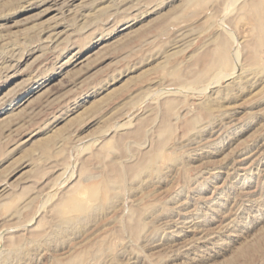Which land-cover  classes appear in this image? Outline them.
Instances as JSON below:
<instances>
[{
	"label": "rangeland",
	"instance_id": "obj_1",
	"mask_svg": "<svg viewBox=\"0 0 264 264\" xmlns=\"http://www.w3.org/2000/svg\"><path fill=\"white\" fill-rule=\"evenodd\" d=\"M255 2L0 0V264H264Z\"/></svg>",
	"mask_w": 264,
	"mask_h": 264
},
{
	"label": "bare ground",
	"instance_id": "obj_2",
	"mask_svg": "<svg viewBox=\"0 0 264 264\" xmlns=\"http://www.w3.org/2000/svg\"><path fill=\"white\" fill-rule=\"evenodd\" d=\"M251 1V0H250ZM256 2L255 3H253V4H251V6H250V9L252 10V12H253V14L254 13H256L257 15L258 14H261V12H260V10H259V7L261 6V4H263V2H264V0H255ZM254 2V1H253ZM252 3V2H251ZM247 5V4H246ZM227 6V5H226ZM249 7V6H248ZM251 13V12H250ZM263 14V13H262ZM251 15H252V13H251ZM255 16V15H254ZM254 16H253V18H254ZM260 17V16H259ZM252 18V19H253ZM260 19V18H259ZM255 20V19H254ZM259 23V22H258ZM262 24V23H261ZM261 24L259 25H256V31H257V34H258V40L259 41H261L263 38H264V36H262V34H263V32H260V30H261ZM263 27V26H262ZM256 33V32H255ZM256 39V38H255ZM259 41H257V42H259ZM223 50H224V48H223ZM223 52V51H222ZM220 54V53H219ZM222 55V54H221ZM222 57H225L224 55L222 56ZM221 60V59H220ZM225 61H226V57H225V59H224ZM223 62V61H222ZM227 63V62H226ZM230 64V63H229ZM222 65V64H221ZM226 65V64H225ZM250 69V68H249ZM252 74V73H251ZM220 76V75H219ZM231 76V75H230ZM229 76V77H230ZM228 77V76H227ZM225 78V77H224ZM237 83V82H236ZM243 84V83H242ZM230 87V86H229ZM214 125V124H213ZM205 146V145H204ZM110 188V187H109ZM69 200V199H68ZM70 200H74L75 201V199H72V198H70ZM68 202V201H67ZM70 203H72V202H70ZM69 206H71V205H69ZM68 224V223H67ZM76 264V263H75Z\"/></svg>",
	"mask_w": 264,
	"mask_h": 264
}]
</instances>
